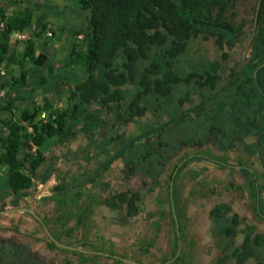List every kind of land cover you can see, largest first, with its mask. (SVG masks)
<instances>
[{"label": "trees", "instance_id": "1", "mask_svg": "<svg viewBox=\"0 0 264 264\" xmlns=\"http://www.w3.org/2000/svg\"><path fill=\"white\" fill-rule=\"evenodd\" d=\"M78 5L87 15V29L80 30L82 38L72 47L69 60L77 63L82 75L69 82L72 95L67 104L58 111L36 107L18 121H0L4 127L0 128V165L7 168L0 180L4 190L0 192V210L28 208V196L35 195L36 171L44 162L42 148L51 140L102 142L103 149L93 150L96 156L106 153V143L122 141L111 162L122 158L129 173L142 172L153 184L161 181L163 189L173 192V177L194 157L204 158L185 153L178 160L183 158L182 164L173 167V127L183 126L185 121L203 126L200 118L206 115V122L212 120L211 129L215 130L209 133L215 135L234 116L241 144L249 152H258L256 159L248 154L245 162H240L246 179L241 187L248 200L245 208L264 220V198L255 191L254 176L249 173L253 166L258 172L255 178L261 181L264 177V0H254L243 10L251 16L249 20L240 16L239 0H78ZM33 13L24 10L5 19V27L0 29V66L12 63L10 35L30 29ZM24 43L22 58L43 65L46 57L35 55L31 38ZM192 51L200 56L197 62L184 56ZM5 100L6 95L0 108ZM216 107L222 108L224 115L217 113ZM43 110L49 112L45 122L37 120ZM25 115H29L27 123L22 124ZM233 131L235 135L239 132ZM249 133L257 135L254 143L243 140ZM203 138L194 134L190 145L202 143ZM159 170L166 176L157 181ZM136 200V195L128 199L127 193H118L108 204L120 207L119 203L127 202L129 215L134 216L139 212ZM228 211V205L211 208L215 237L234 234L240 218ZM24 214L39 225V239L46 240L49 252L55 253L59 246L47 233L64 245L93 250L88 244L63 243L61 234L52 233L42 219ZM9 229L18 232L19 226ZM65 233L70 235V231ZM178 247L169 262L161 263L184 264L185 257L176 255ZM87 254L103 258L95 252ZM0 264H51V259L23 249L15 234L0 242Z\"/></svg>", "mask_w": 264, "mask_h": 264}, {"label": "crops", "instance_id": "2", "mask_svg": "<svg viewBox=\"0 0 264 264\" xmlns=\"http://www.w3.org/2000/svg\"><path fill=\"white\" fill-rule=\"evenodd\" d=\"M69 4L70 0H0V14L7 12L8 17L19 15L24 10L34 12L30 29L26 31L34 42L35 55L46 57L43 65H33L26 57L22 58L26 50L25 41L10 43L12 63L6 65V75L0 77V86L3 83L6 91V100L2 103L4 107L0 108L1 122L18 121L24 112L31 113L36 107L62 108L67 104V99L72 95L69 82L79 80L82 75L77 63L69 60L72 47L79 43L80 34L76 24L78 21L64 18L63 10ZM48 29L53 32L52 38L45 35ZM8 102L11 106H8ZM28 116L25 115L20 123L26 124ZM93 144L83 139L72 144L51 140L42 148L44 162L36 171L35 195L28 196V208L34 210L52 233L61 234L63 243L88 244L103 258L62 246H59L56 255L69 252L70 257L95 264H113L117 259L123 260V264L141 261L162 264L165 260V263L171 260L178 244L176 255L185 257L184 264H192L193 256L190 255H194L193 251L202 256L208 255L203 263L209 264L213 256L211 239L216 238L210 223L211 208L217 204L228 205V214L237 211L239 214L249 213L241 210L248 202L246 195L238 198L229 192L220 193L225 187L221 184L231 180L227 177L229 171L242 170L240 162L207 160L206 166L212 165L207 167L208 170L213 169V175L220 184L207 195L206 203L198 207L192 205L186 195L189 164L179 171L178 177H173L174 188L170 192L162 188L161 181L158 185L157 182L153 184L142 172L129 173L124 159L111 162L115 151L124 144L122 141L118 145L106 143V153L97 156L94 151L86 150L87 146ZM180 156L181 153H177L173 157V167L180 166L184 161L183 158L178 161ZM6 170L5 166L0 165V180ZM114 171L116 176L113 175ZM220 172L226 176H221ZM165 176L163 170H159L155 179L162 180ZM219 185L221 188H218ZM2 187L0 192H4ZM176 188H179V193L175 192ZM118 193H127L128 199L137 196L135 203L139 212L136 215H129L127 202L118 201L120 207L110 205L111 200L108 204L109 199ZM24 212L15 210L0 215L1 239H10L16 234L17 240L31 247V252L51 259L55 253L45 252L46 240L39 239V225ZM192 214L197 216L195 222L190 218ZM16 225L19 226L18 232L9 229ZM65 231H70V235ZM202 258L200 256L199 262H202Z\"/></svg>", "mask_w": 264, "mask_h": 264}, {"label": "rangeland", "instance_id": "3", "mask_svg": "<svg viewBox=\"0 0 264 264\" xmlns=\"http://www.w3.org/2000/svg\"><path fill=\"white\" fill-rule=\"evenodd\" d=\"M253 1L254 0H239V4L242 5L239 8V11H240L239 13L241 17L246 18L248 20L251 18V16L244 13L243 10L245 8H248L249 5ZM78 7H79L78 0H70L69 7L63 10V15L66 20L72 19V20L78 21V23L76 24H78L79 29L81 31H85L87 29V15L85 12L81 11ZM184 56L190 58L193 62H197L200 58V56L198 57V55H196V53L193 51L190 53H187V55H184ZM240 105H242V103H240ZM218 106H221V105L218 104ZM216 109L217 111L216 110L215 111L217 113L219 112L221 115H224L222 108L216 107ZM207 119H208V116L206 115L202 116L200 118L201 120L200 122L205 124ZM237 121L238 119H235V117L232 116L229 122L223 123L224 124L223 126L225 129L219 128V130H217V133H215V137L218 140V143H221V144H218L219 146L216 145V147L213 145L214 141L213 142L209 141V143H205V144L203 143L202 145H199V144L190 145L189 141H191L190 139L194 134L198 133V135H200L201 137H205L208 135V132H209L208 126H205V125L198 126L194 122L185 121L183 126L176 125L173 127V139L175 138L172 144L174 146L173 150L179 151V153H181L180 157L184 156L185 153H188L190 155H202L204 157V158L194 157L189 163V167H190L189 182L185 190H186V195L188 199L191 201L192 205H196L200 207L203 204H205L206 201L208 200L207 195L211 192V189L217 186L218 184H220V182H217V180L215 179L216 177L213 175V172H212L213 169L208 170L207 167H212V165L210 164L206 166L208 164L207 160H218V161L225 162V163H228L229 161H235L236 163H239V162L243 163L245 162L243 158H246L248 154L250 158L252 159L257 158L258 152L256 150H254L253 152L249 149L250 150L249 152L248 149L245 148L244 145L241 144L242 143L240 140L241 133L239 131V127L236 125ZM216 122L219 123V121H216ZM234 129H237V131H239V132L236 131L237 132L236 135H235V131H233ZM224 130L226 131L225 134L223 132ZM229 135L230 137L227 138V136ZM252 138L255 139V137H252ZM230 141L231 143H229ZM232 141L234 142L232 143ZM89 146L90 147L87 149V152L90 150L99 151L104 148V145H102L101 143L89 145ZM257 173L258 172L256 170V174ZM224 174L223 172L222 173L220 172L221 176H223ZM113 175L116 176L117 173L114 171ZM242 175H245L244 171L242 172L233 171L232 172V170H230L227 177H233L236 179H240ZM224 176H226V174ZM202 180L204 181V183L202 182ZM225 188L222 192H220L221 194H224L225 192L230 193V191H225L226 190ZM175 192L179 193L180 192L179 188L178 189L176 188ZM220 193L216 196L217 197L215 198L216 200L218 199ZM231 195H234V194H231ZM211 197H214V196L212 195ZM196 217H197L196 215H193V214L190 215V218L193 220V222H195ZM217 220L218 218L214 219V222ZM228 224L232 225L231 222H229ZM218 233L219 235L223 234L222 228H219ZM213 241H216V240L211 239V242ZM224 241H226V239L223 237L222 242ZM30 249L31 247H29V250ZM48 251L49 250L47 248L45 252H48ZM224 251L225 249H221L217 247L214 252V258L216 259L221 258ZM192 254H194V255H190V256H193L191 257L192 261L190 262L192 264H202L203 262H206L205 261L206 259H208V255H205V254H203L202 256L194 251ZM69 255H70L69 252H66V253L63 252L60 255H56V253L52 254L51 264H95L92 261L79 260L78 258L75 259L73 256L70 257ZM89 256H93V255L89 254ZM200 256L203 257L202 262H199ZM212 264H214V262H212Z\"/></svg>", "mask_w": 264, "mask_h": 264}, {"label": "flooded vegetation", "instance_id": "4", "mask_svg": "<svg viewBox=\"0 0 264 264\" xmlns=\"http://www.w3.org/2000/svg\"><path fill=\"white\" fill-rule=\"evenodd\" d=\"M245 51H243V54ZM211 114V112H210ZM211 121H207L204 125L209 127V132L214 131L211 128L214 127L211 124ZM208 135L203 138L202 143H197L202 145L203 143H209V141H214V146H219L218 140L216 139L215 135ZM252 137H255L253 139ZM257 139V135L254 133H249L247 136H244L243 140L246 143H254ZM217 140V141H216ZM234 142V141H233ZM176 150H174L173 154H176ZM174 157V156H173ZM250 166V165H249ZM248 168V166H245ZM249 173L254 176V186L255 191L259 192V195L264 198V177L261 181L257 180L255 177L257 176L255 173V167L251 166ZM253 170V171H251ZM242 172V170L240 171ZM242 175L240 179H236L233 177L231 180H227L225 183L221 184V186H225V191H230V194H234L240 198L243 195V189L241 187H245L244 184L246 183V179ZM225 184V185H224ZM219 185L218 188H221ZM240 209V208H239ZM241 210L247 211V209L242 208ZM235 214L239 216V221L235 225V232L230 237H224L226 241L222 242V236H217L215 238L216 241H213L210 244V247L213 249V256L212 260L209 264H264V220L263 218L259 219L253 213L248 214H240L237 211ZM213 228H215V224L210 222ZM8 241V240H7ZM0 242L3 240L0 238ZM21 247L26 251H30L28 245L25 243H21ZM209 247V246H208ZM225 249L221 258H214V252L216 248ZM31 252V251H30ZM118 261V262H117ZM123 260H115L113 264H123ZM135 264H154L149 263L148 261H141L139 263L134 262Z\"/></svg>", "mask_w": 264, "mask_h": 264}, {"label": "built area", "instance_id": "5", "mask_svg": "<svg viewBox=\"0 0 264 264\" xmlns=\"http://www.w3.org/2000/svg\"><path fill=\"white\" fill-rule=\"evenodd\" d=\"M8 15L9 14L7 12L0 14V29L5 27V19L8 17ZM45 35L47 38H52L53 37L52 30L48 29ZM28 38H29V33L27 31H14L10 35V43L25 41ZM78 38L81 39L82 35L79 34ZM5 75H6V68H5V65L3 64L0 66V76L3 77ZM5 95H6L5 89L0 86V101L5 97ZM60 108H61L60 106H57V107H54L53 110L58 111ZM48 114H49L48 111H45V110L41 111L40 114L38 115L37 120L45 122L47 120ZM27 127H28V130H31V126L28 125ZM33 149H35V147H33Z\"/></svg>", "mask_w": 264, "mask_h": 264}, {"label": "water", "instance_id": "6", "mask_svg": "<svg viewBox=\"0 0 264 264\" xmlns=\"http://www.w3.org/2000/svg\"><path fill=\"white\" fill-rule=\"evenodd\" d=\"M15 210H17V211H27V212H30L31 214L37 216L36 213L34 212V210L29 209V208H6V209H3V210H0V215L4 214V213H9V212H12V211H15ZM47 234H48V237L50 238V240L55 242L58 246L67 247L69 249L78 250V251H81V252H94L92 250L84 249V248L77 247V246L64 245V244H62L60 242H57L50 233H47Z\"/></svg>", "mask_w": 264, "mask_h": 264}]
</instances>
